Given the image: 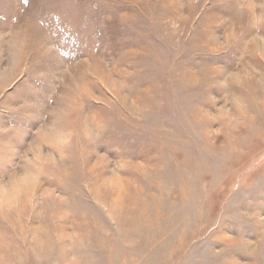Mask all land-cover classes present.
Returning <instances> with one entry per match:
<instances>
[{
  "label": "rangeland",
  "instance_id": "374dc122",
  "mask_svg": "<svg viewBox=\"0 0 264 264\" xmlns=\"http://www.w3.org/2000/svg\"><path fill=\"white\" fill-rule=\"evenodd\" d=\"M20 163L0 264H264V0H0Z\"/></svg>",
  "mask_w": 264,
  "mask_h": 264
},
{
  "label": "clouds",
  "instance_id": "9594fccd",
  "mask_svg": "<svg viewBox=\"0 0 264 264\" xmlns=\"http://www.w3.org/2000/svg\"><path fill=\"white\" fill-rule=\"evenodd\" d=\"M231 48V44H222L220 49L214 54L226 52ZM225 97L223 101H217L213 108L217 111H224L227 107ZM23 155L21 156V160ZM42 177L37 171L21 167V163L17 165L11 172L5 176H0V203H6L9 200H19L23 196H36L38 193L44 198L55 195V191L45 188L43 192H39V186Z\"/></svg>",
  "mask_w": 264,
  "mask_h": 264
}]
</instances>
